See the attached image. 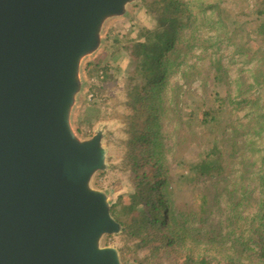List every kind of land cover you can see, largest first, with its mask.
Masks as SVG:
<instances>
[{
  "label": "trees",
  "instance_id": "obj_1",
  "mask_svg": "<svg viewBox=\"0 0 264 264\" xmlns=\"http://www.w3.org/2000/svg\"><path fill=\"white\" fill-rule=\"evenodd\" d=\"M203 4L201 0L145 2L152 25L140 29L129 46L116 38L107 41L90 65L93 73L102 72V83L107 84L115 82L119 71L113 64L125 57L129 59L128 73L133 68L143 78L141 83L133 73L127 78L128 112L120 116L128 136L124 169L130 174L133 192L127 203L119 198L111 206V215L122 226L120 235L125 246L120 255L125 264L131 260L135 264H162L168 257L171 264H220L189 251L179 253V242L225 253L229 261L224 264H264V156L258 169L257 159L246 151L254 147L253 140L246 132H239L233 119L239 110H246V116L259 126L254 134L260 137L264 132V64L255 67L249 77L232 80L221 59L215 57L224 43L234 44L236 53L241 51L240 45L246 44L247 26L264 45V0ZM202 25L215 38H199ZM188 32L192 44H181ZM198 41L210 43L202 53L208 64L193 62L182 73L193 78L202 73L201 88L214 98L212 103L195 91L183 92L172 81L179 71L181 53L197 47ZM210 48L215 50L207 54ZM188 97L190 104L186 106L184 100ZM94 106L90 108L92 116L79 120L78 132L81 128L91 129L98 121L99 107ZM186 107L191 115L200 114L203 122L216 124L220 119L222 130L211 135L194 130L184 121ZM155 111L163 123L157 120ZM194 143L198 158L190 164L187 156ZM173 163L179 167L188 164L196 188L207 183L205 189L198 188L197 199L185 204L186 209L184 201L178 205L176 183L168 171ZM214 208L224 218L217 219ZM130 242H134L131 247ZM139 251H145L141 257Z\"/></svg>",
  "mask_w": 264,
  "mask_h": 264
},
{
  "label": "water",
  "instance_id": "obj_2",
  "mask_svg": "<svg viewBox=\"0 0 264 264\" xmlns=\"http://www.w3.org/2000/svg\"><path fill=\"white\" fill-rule=\"evenodd\" d=\"M135 0H0V264H122L103 172V133L71 116L82 61Z\"/></svg>",
  "mask_w": 264,
  "mask_h": 264
},
{
  "label": "rangeland",
  "instance_id": "obj_3",
  "mask_svg": "<svg viewBox=\"0 0 264 264\" xmlns=\"http://www.w3.org/2000/svg\"><path fill=\"white\" fill-rule=\"evenodd\" d=\"M152 0H135L134 3L128 5L126 8V14L123 17L113 18L108 20L102 31V45L100 49L93 55L86 57L81 64L80 70V79H81V90L78 92L76 103L71 116L72 128L76 132L77 136L80 139H88L92 137L97 131L103 133V146L107 152L106 154V169L103 172L95 173V176L92 179L91 185L94 189L103 191L107 194L109 203L112 204L116 202L119 198H122L124 203L128 202V195L133 192V188L130 181V174L125 170V158H126V141L127 134L125 132V123L120 117L127 111L126 106V94L125 83L127 78L133 73L136 75L135 70H129V59L125 57H120L113 65L117 66L119 71L116 73L115 82H109L103 84L104 79L100 80L96 78V73H93L92 67L90 65L100 56L102 49L107 45V41L111 42L113 38L118 39L122 42L123 46H129L136 39L138 32L142 28H148L152 25L151 15L144 8L145 2H151ZM205 4H209L210 1L218 0H201ZM203 4V5H205ZM247 11V10H245ZM201 16V14H200ZM250 26H247L245 29L246 44L242 46L241 51L239 50L236 53V46L234 44H221L220 49L218 50V55L221 59V63L225 68L228 69V75L232 80H237L240 76L249 77L250 73L254 70L255 67H261L264 64V45H261L256 39L254 33H250ZM245 33L242 38L245 37ZM199 38L203 41L209 40L210 38H215V34L210 31L207 26L202 25L198 32ZM203 41H198L197 47H193L191 51L186 53H181L179 58V71L172 76L173 83H177L183 92H194L198 97H205L207 102H214V98L205 95L202 91V84L199 74H195L194 77L183 76V71L187 70L193 62H199L200 64H206L207 61L204 59V48L210 45L203 44ZM181 44H192L191 39L186 33L185 37L181 39ZM237 45V44H236ZM214 49H207V54L213 52ZM109 61V58L106 60ZM111 64V63H110ZM208 64V63H207ZM103 65V64H102ZM264 68V67H263ZM203 76V75H202ZM138 83L143 81L141 75H136ZM135 84V82H134ZM232 88L233 85L231 86ZM264 90V86H263ZM102 92L103 95H100ZM94 94L95 101L93 103L87 100L88 94ZM196 96V97H197ZM197 97V98H198ZM203 99V98H202ZM204 101V100H203ZM184 104L189 106L190 98L184 100ZM92 106L99 107L98 121L94 122L91 129L81 128V131L78 132V122L80 119H84L92 116ZM94 106V107H95ZM93 107V108H94ZM157 109V107H155ZM264 112V109H263ZM246 110H239L237 117H233L235 120V125L239 128V132H246L249 140H253L254 147L250 146L247 151V155L251 156L252 159H257L258 166H261V156H264V132L260 137L254 133L258 131L259 126H255L252 123L251 118L246 116ZM157 120L159 119L163 123V118L159 115V112L155 111ZM184 121L191 124L194 127V130L202 134L211 135L217 130L220 132L222 130V122L219 119V122L216 124H209L203 122L200 119V114L191 115V110L186 107L183 112ZM261 123L263 120L260 121ZM215 125V126H213ZM254 135V136H253ZM195 143L191 147V153L187 156L189 163H195L198 158V150L195 149ZM255 151V152H253ZM170 161V159H168ZM188 164H183L181 167L176 164H170L169 170L170 174L173 176V179L176 183V193L179 199L178 205L182 206L181 201H184L183 209L185 208L186 203L194 201L199 196V189H205L207 183H200L199 187L196 188L195 180L193 174L188 173ZM263 174V172H261ZM187 178V179H185ZM205 187V188H204ZM223 204V203H222ZM214 213L216 218H224L223 216L219 217L216 208ZM121 234V233H120ZM115 236H105L101 245L103 247L109 246L116 248L119 252V257L121 259V249L125 246V241L121 238V235ZM134 242L128 244L129 247L132 246ZM179 253L183 251H189L192 255L196 257H203L213 262H218L224 264L229 261L228 256L225 253L216 251L214 249L204 247V246H195L189 245L187 242L178 243ZM187 248V249H186ZM137 255L141 257L145 251H139ZM247 264L246 262H242ZM127 264H135L132 260ZM162 264H171L170 258H164Z\"/></svg>",
  "mask_w": 264,
  "mask_h": 264
},
{
  "label": "built area",
  "instance_id": "obj_4",
  "mask_svg": "<svg viewBox=\"0 0 264 264\" xmlns=\"http://www.w3.org/2000/svg\"><path fill=\"white\" fill-rule=\"evenodd\" d=\"M95 76H96L97 79H100V80L103 79V74H102V72H98ZM95 99H96V98H95L94 94H92V93L88 94V96H87V100H88L89 102L93 103V102L95 101Z\"/></svg>",
  "mask_w": 264,
  "mask_h": 264
}]
</instances>
